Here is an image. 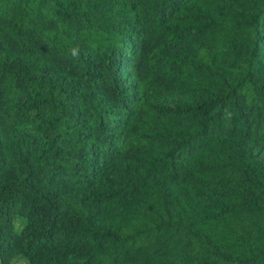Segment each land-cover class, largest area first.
<instances>
[{
  "label": "trees",
  "instance_id": "obj_1",
  "mask_svg": "<svg viewBox=\"0 0 264 264\" xmlns=\"http://www.w3.org/2000/svg\"><path fill=\"white\" fill-rule=\"evenodd\" d=\"M16 256L264 264V0H0Z\"/></svg>",
  "mask_w": 264,
  "mask_h": 264
},
{
  "label": "rangeland",
  "instance_id": "obj_2",
  "mask_svg": "<svg viewBox=\"0 0 264 264\" xmlns=\"http://www.w3.org/2000/svg\"><path fill=\"white\" fill-rule=\"evenodd\" d=\"M21 220L19 219V217H17L14 221L15 227L19 228L21 225ZM10 264H29L28 261L22 257V256H16L12 259V261L10 262Z\"/></svg>",
  "mask_w": 264,
  "mask_h": 264
},
{
  "label": "clouds",
  "instance_id": "obj_3",
  "mask_svg": "<svg viewBox=\"0 0 264 264\" xmlns=\"http://www.w3.org/2000/svg\"><path fill=\"white\" fill-rule=\"evenodd\" d=\"M73 55H76V52L75 51H73Z\"/></svg>",
  "mask_w": 264,
  "mask_h": 264
}]
</instances>
